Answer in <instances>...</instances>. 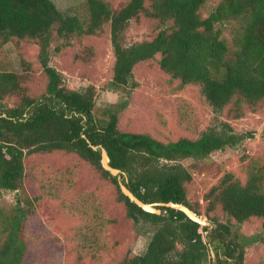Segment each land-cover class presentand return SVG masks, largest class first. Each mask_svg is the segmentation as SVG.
Listing matches in <instances>:
<instances>
[{"label":"trees","instance_id":"16d2710c","mask_svg":"<svg viewBox=\"0 0 264 264\" xmlns=\"http://www.w3.org/2000/svg\"><path fill=\"white\" fill-rule=\"evenodd\" d=\"M145 2L127 0L113 8L105 0H85L84 21L62 13L53 0H0V47L13 37L36 40L48 77L46 93L38 98L23 95L16 106L6 107L4 97L18 93L21 86L16 73L0 70V195L2 190L20 187L25 156L75 153L112 181L129 218L155 227L144 252L129 253L118 264H244L249 237L232 230L228 223L216 221L210 229L201 227L172 208L159 207L160 214L142 210L122 194L117 177L101 166L100 150L87 143L88 139L106 149L109 164L125 172L122 182L141 201L182 203L198 214L186 196L185 184L192 174L178 161L205 158L212 151L234 145L241 135L230 131L225 121L218 131L210 129L197 139L167 143L147 133L121 131L116 110L109 111L106 119L94 116L95 87L68 89L60 73L49 65L54 31L59 37L94 35L107 24L114 55L109 83L113 90L134 89L135 65L159 56V68L181 84L198 85L216 113L232 101L253 106L264 98V0H219L205 17L200 9L206 0H150L148 6ZM141 15L156 19L163 28L150 38L128 42V27ZM232 19H240L241 25L235 45L230 47L217 25ZM205 198L208 211L219 206L237 223L258 217L264 226L261 169L250 171L244 183L225 173ZM27 215V210L17 208L3 222L6 235L0 245V264H21L26 248L21 230Z\"/></svg>","mask_w":264,"mask_h":264},{"label":"rangeland","instance_id":"374dc122","mask_svg":"<svg viewBox=\"0 0 264 264\" xmlns=\"http://www.w3.org/2000/svg\"><path fill=\"white\" fill-rule=\"evenodd\" d=\"M105 1L119 8L127 0ZM218 1L206 0L201 15H208ZM53 2L62 13L86 20L85 0ZM145 4L148 6L150 0ZM240 25V19L217 25L228 46L235 45ZM161 28L156 19L141 15L131 21L126 40L150 38ZM48 51L49 65L60 73L62 84L72 90L95 87L94 116L106 119L109 111L116 110L121 131L147 133L167 143L197 139L210 129L218 131L225 121L230 131L241 135L234 145L212 151L205 158L188 157L178 162L192 174V180L185 184L186 196L208 222L204 226L210 229L216 221L228 223L232 230L251 239L245 247L244 264H264L263 219L252 217L237 223L219 206L208 211L205 198L227 172L244 183L250 171H264V98L253 106L232 101L216 113L198 85L181 84L163 72L158 66L159 56L135 65L134 89L113 90L109 83L114 55L107 24L94 35L59 37L54 31ZM0 70L16 73L21 86L18 93L4 97L6 107L16 106L23 95L38 98L46 93L48 77L39 60V46L32 38L13 37L4 43L0 47ZM17 208L28 211L21 230L26 246L21 264H118L129 253H143L155 229L127 216L111 180L77 154L63 151L25 156L20 187L2 190L0 245L6 235L3 222ZM209 252L213 259L212 247Z\"/></svg>","mask_w":264,"mask_h":264},{"label":"water","instance_id":"95a60500","mask_svg":"<svg viewBox=\"0 0 264 264\" xmlns=\"http://www.w3.org/2000/svg\"><path fill=\"white\" fill-rule=\"evenodd\" d=\"M87 143L93 150H100V163L101 166L107 170L111 175H114L118 179V185L123 195L128 197V199L135 203L138 207H140L142 210L154 213V214H160L161 209L159 207H168L175 210H179L183 212L189 219L192 221L198 223L199 225H208V222L203 220L195 211L190 209L188 206L182 204V203H176V202H152V203H146L141 201L138 197L134 195V193L125 185V183L121 180V175L126 177L125 172L122 170L115 168L109 164L110 158L108 156V153L106 149L102 145H93L88 139ZM125 181H127V178H125Z\"/></svg>","mask_w":264,"mask_h":264}]
</instances>
